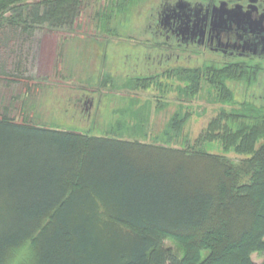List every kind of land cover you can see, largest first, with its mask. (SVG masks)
I'll return each instance as SVG.
<instances>
[{
    "label": "trees",
    "instance_id": "1",
    "mask_svg": "<svg viewBox=\"0 0 264 264\" xmlns=\"http://www.w3.org/2000/svg\"><path fill=\"white\" fill-rule=\"evenodd\" d=\"M84 4L0 0V31L30 37L40 26L72 28ZM119 6L120 16L96 13L106 36L91 43L98 48L96 69L79 76L80 88L58 94L57 119L38 125L0 114V264L30 244L32 255L21 264H258L253 255L264 257V64L167 69V52L148 23L125 36L122 25L133 7ZM136 33V44L124 46ZM111 56L117 59L108 64ZM172 74L184 82L177 86L183 96L205 92L220 104L217 115L192 142L180 139L191 116L183 106L164 140L156 137L162 143L125 139L144 134L147 119L136 111L127 123L112 121L128 108L119 107L116 92L161 89V79ZM92 105L98 121L88 119ZM215 143L222 154L205 149ZM168 238L184 253L167 246Z\"/></svg>",
    "mask_w": 264,
    "mask_h": 264
},
{
    "label": "rangeland",
    "instance_id": "2",
    "mask_svg": "<svg viewBox=\"0 0 264 264\" xmlns=\"http://www.w3.org/2000/svg\"><path fill=\"white\" fill-rule=\"evenodd\" d=\"M134 1L85 0L72 28L63 27L60 30H50L40 26L30 37L20 31L4 27L0 31V114L5 113L17 122L27 121L38 125H44L55 118L57 119L62 114V110L56 108L61 98L58 94L67 92L64 91L67 88H80L75 85L79 76L91 74L96 69L95 52L98 48L93 47L94 45L92 46L91 43L96 39L102 42L106 38L104 32L99 31L101 27L98 26L96 13L103 11L104 14H116L121 4H124L125 10L127 8L130 10L133 7L132 15L128 17V21H125L126 25H122L124 32L127 31L125 36L132 35L130 29L134 32L143 30L140 24L149 22L153 9L156 8V2H158V0H141L134 4ZM118 14L120 16V13ZM135 35V37L133 36L134 41L125 40L123 45H135L141 38L140 34L136 33ZM114 39V42H121L119 38ZM114 59L117 58L111 56L107 63L109 64ZM180 66L194 68L197 67V64L194 61L183 64L182 60L177 63L175 60H167V69ZM161 80V89L152 86L148 90H130L129 88L118 90L116 94L120 101L119 107L128 108L123 116L121 114H119L120 116L114 115L111 120H123L127 123L130 118L132 119L130 113L143 112L147 119L146 132L144 134H123V136L125 139L157 144L162 143V139L157 140L156 137L160 136L164 140L163 133L167 130V123L183 106L185 107L183 112H190L191 116L184 123L182 133L179 132L180 139L187 135L191 142L196 140L207 128L210 120L217 115L221 105L214 103L213 98L205 92H200L193 98L183 96L178 92L177 86L184 82L181 83L179 78L173 74L170 78ZM261 80L262 86H264V75ZM167 83L170 86L162 89ZM230 84L235 86L236 83L231 82ZM50 86H53L55 90L51 91L52 87ZM89 90L97 94L109 92L108 88L91 87ZM260 96L264 101V87ZM259 99L258 97L257 102ZM94 102L93 99V105ZM161 104L163 106L159 107ZM93 105L87 108L90 113L89 120H97L95 116L97 108H94ZM98 120L100 119L98 118ZM81 124L85 125L86 123L81 122ZM94 133L100 135L97 130ZM205 149L218 154L223 152L221 146L216 143L207 145ZM227 156L233 160L240 158L236 157L234 153H229ZM166 245L178 250L181 254L184 253L182 245L176 240L168 238ZM30 246L31 244L14 252L8 264H21L29 259L32 255ZM253 259L261 264L264 257L255 253Z\"/></svg>",
    "mask_w": 264,
    "mask_h": 264
},
{
    "label": "flooded vegetation",
    "instance_id": "3",
    "mask_svg": "<svg viewBox=\"0 0 264 264\" xmlns=\"http://www.w3.org/2000/svg\"><path fill=\"white\" fill-rule=\"evenodd\" d=\"M148 30L162 41L168 61L264 64V0H158Z\"/></svg>",
    "mask_w": 264,
    "mask_h": 264
}]
</instances>
